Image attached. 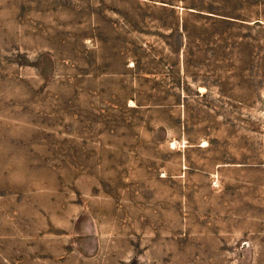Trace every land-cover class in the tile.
Returning <instances> with one entry per match:
<instances>
[{"label":"rangeland","instance_id":"374dc122","mask_svg":"<svg viewBox=\"0 0 264 264\" xmlns=\"http://www.w3.org/2000/svg\"><path fill=\"white\" fill-rule=\"evenodd\" d=\"M262 95L264 0H0V264H264L175 180L264 161Z\"/></svg>","mask_w":264,"mask_h":264},{"label":"crops","instance_id":"0c3cea01","mask_svg":"<svg viewBox=\"0 0 264 264\" xmlns=\"http://www.w3.org/2000/svg\"><path fill=\"white\" fill-rule=\"evenodd\" d=\"M259 104V110L264 114V95ZM259 126L263 131L264 123ZM263 135L261 132V138ZM181 148L180 172L175 180L184 188L192 187L191 192H196L200 187L202 189L197 192H205L210 198H214V204L208 207L215 221L210 234L213 241L229 242L222 248L226 250L225 253H220L222 256H244L241 252H245L247 246L251 247L257 235L261 238L263 235L262 150L254 151V163H248L246 160L230 161L228 154L226 156L220 146L216 148V145H211V140L208 144L198 143ZM232 250L238 254L227 253Z\"/></svg>","mask_w":264,"mask_h":264}]
</instances>
